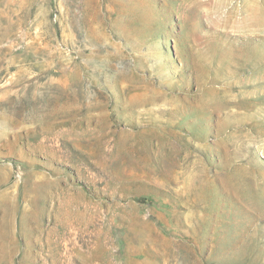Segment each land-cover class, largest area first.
Instances as JSON below:
<instances>
[{
	"label": "rangeland",
	"instance_id": "rangeland-1",
	"mask_svg": "<svg viewBox=\"0 0 264 264\" xmlns=\"http://www.w3.org/2000/svg\"><path fill=\"white\" fill-rule=\"evenodd\" d=\"M0 264H264V0H0Z\"/></svg>",
	"mask_w": 264,
	"mask_h": 264
}]
</instances>
